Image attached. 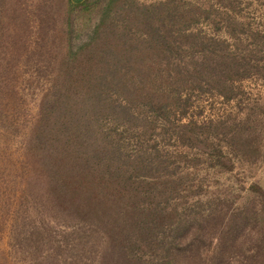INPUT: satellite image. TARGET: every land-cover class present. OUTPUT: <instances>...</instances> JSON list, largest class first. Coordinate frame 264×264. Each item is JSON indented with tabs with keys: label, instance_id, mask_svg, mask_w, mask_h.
I'll use <instances>...</instances> for the list:
<instances>
[{
	"label": "rangeland",
	"instance_id": "1",
	"mask_svg": "<svg viewBox=\"0 0 264 264\" xmlns=\"http://www.w3.org/2000/svg\"><path fill=\"white\" fill-rule=\"evenodd\" d=\"M107 2L0 0V177L37 159L28 149L30 131L45 99L56 92L55 107H74L72 99L88 89L79 74L107 72L100 50L111 44L115 55L140 64L119 72L200 75L179 88L188 102L172 115L174 132L163 134L158 123L149 130L160 170L170 173L166 179L173 184L181 182L166 209L185 204L205 214L196 243L206 256L228 250V264H252L247 254L264 248V0H113L106 31L97 36L96 13ZM131 3L157 5L148 26L181 44L170 59L121 52L125 41L142 45L148 39ZM86 40L92 44L77 58L68 57L70 48ZM191 43L208 49L188 51ZM156 61L162 68L153 67ZM19 194L0 214V264H134L112 249L71 248L75 240L63 233V223L53 215L38 220L35 206H18ZM263 260L261 255L255 264Z\"/></svg>",
	"mask_w": 264,
	"mask_h": 264
},
{
	"label": "trees",
	"instance_id": "2",
	"mask_svg": "<svg viewBox=\"0 0 264 264\" xmlns=\"http://www.w3.org/2000/svg\"><path fill=\"white\" fill-rule=\"evenodd\" d=\"M111 1L96 13L92 31L97 36L102 29L106 31L116 8ZM130 6L142 16L148 39L142 45L125 41L122 53L149 51L170 59V54L181 49L179 42L171 43L166 34L148 26L156 4ZM91 44L92 40H86L70 48L68 57L77 58ZM187 48L201 53L208 49H196L193 43ZM100 52L105 55L102 58L107 60L108 71L79 74V82L87 84L88 89L72 99L77 102L74 107H55L53 102L59 99L56 92L45 99L46 106L30 131L28 149L37 159L20 162L0 177L5 184L0 186V214L3 205H12L20 192L18 206L23 204L24 210L35 206L38 220L53 215L63 223V233L75 240L71 248L101 247L97 252L112 249L126 260L134 259V264H209L211 257L212 264H228V250L211 257L199 250L196 239L205 214L185 204L166 209V201L179 194L181 182L173 184L166 179L170 173L160 170L161 161H156L160 151L149 142L153 137L149 130L157 123L163 134L174 132L172 115L188 102L179 88L200 75L119 72L140 66L137 58L115 55L111 44L103 45ZM161 62L156 61L153 67ZM203 66L193 65L197 69ZM65 116L69 121L63 120ZM31 230L39 231V227ZM260 249L247 254L252 264L264 255V248L261 253ZM145 254L149 255L147 259Z\"/></svg>",
	"mask_w": 264,
	"mask_h": 264
}]
</instances>
